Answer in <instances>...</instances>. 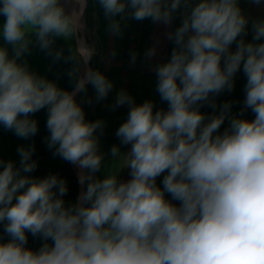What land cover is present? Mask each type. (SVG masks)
<instances>
[{
    "label": "clouds",
    "instance_id": "1",
    "mask_svg": "<svg viewBox=\"0 0 264 264\" xmlns=\"http://www.w3.org/2000/svg\"><path fill=\"white\" fill-rule=\"evenodd\" d=\"M96 3L113 37L124 19L170 27L184 9L182 23L166 33L170 58L154 67L167 110L119 91L111 107L129 111L115 135L130 150L113 145L105 166V122L87 121L76 99L91 85L103 101L114 87L90 66L98 53L82 35L88 0H0V126L28 139L38 132L33 115L46 109L47 147L78 169L81 188L66 205L65 179L28 175L37 168L34 146L18 147L19 166L0 158V225L9 238L0 242V264H264V19L251 20L247 41L250 18L239 0ZM58 38L75 41L67 55L54 47ZM34 45L54 63L71 64V90L31 70L22 58ZM158 53L159 41L144 55ZM241 71L245 96L233 115V102L216 98L234 90ZM248 110L254 119L244 118ZM28 234L43 241L38 250L26 247Z\"/></svg>",
    "mask_w": 264,
    "mask_h": 264
},
{
    "label": "crops",
    "instance_id": "2",
    "mask_svg": "<svg viewBox=\"0 0 264 264\" xmlns=\"http://www.w3.org/2000/svg\"><path fill=\"white\" fill-rule=\"evenodd\" d=\"M89 2L90 10L87 15V23L86 21L85 23L88 32L94 40V45L98 53L94 68L104 73L113 82L114 87L105 100L97 102L95 99V91L89 85L84 101L80 102V104L82 103L84 105L81 104L84 108L87 121L90 119L92 121L100 119L105 122L106 126L103 135L100 137V151H103L105 155L104 165L110 166L113 163V158L109 155V150L113 145L120 146L122 153L130 150V145H120V140L115 135L120 124L127 119L129 111L127 106H121L115 109L111 107L119 91H126L134 98L137 104H141L146 100H152L155 104L154 111L159 109L167 110L166 102L161 101L156 91L157 79L154 67L157 63H164L170 58L174 45L166 39V33L173 31L182 23L184 9L181 8L174 14V19L170 27L154 23L150 19L144 21L124 19L121 21V35L113 37L107 31L108 21L103 15V10L96 3V0H89ZM197 2L198 0H191L192 4ZM239 3L245 14L250 18L249 32L245 39L251 41V20L264 19V4L257 6L251 3L250 0H239ZM157 41H159V53L157 57L149 60L144 54ZM232 50H235V44L232 46ZM113 52L116 53L115 56L112 55ZM133 52L137 54L135 63H132L130 60L131 53ZM245 83L246 77L243 72H238L235 77L234 90L231 93L225 92L217 97V104L231 101L233 102L232 114H239L243 107ZM89 103L91 104V110ZM201 111L210 114L213 110L205 105L201 108ZM244 118L254 119V114L248 110L245 112ZM227 126L228 121L226 120L221 128V132ZM119 178L124 181L130 179L129 170L124 169L120 173ZM162 178L161 176L157 179V185L161 188L163 187L161 184ZM166 198L171 199L167 194ZM173 203L178 202L173 201Z\"/></svg>",
    "mask_w": 264,
    "mask_h": 264
},
{
    "label": "trees",
    "instance_id": "3",
    "mask_svg": "<svg viewBox=\"0 0 264 264\" xmlns=\"http://www.w3.org/2000/svg\"><path fill=\"white\" fill-rule=\"evenodd\" d=\"M90 2L88 0V6L86 10V23H87V13L90 10ZM5 18L0 16V27L4 22ZM75 41L66 42L63 38H58L55 42V48H63L64 54H68V49L71 45H74ZM4 42L2 37H0V46H3ZM9 54L11 55V48L9 46ZM26 60L32 71L45 76L50 80H54L57 85L63 89L71 90L73 87V81L67 75V71L71 67V64H66L63 60L59 62H53L52 58L47 56L44 52L40 51L39 47L34 45L30 54H26L22 58ZM33 119L38 122V132L35 136L28 139L18 138L13 132L6 131L0 126V158L7 160H12L19 166L20 156L17 152L18 147L21 145L28 147L34 146L35 151L33 153L32 159L37 162V168L34 172L28 175L38 178L46 177L50 174H57L59 177L66 180L68 185V193L63 199L66 205L75 203L78 193H79V183L73 172L70 163L66 162L59 156H53L54 149H49L47 147L46 138L49 133L46 128L47 120V110H41L34 114ZM103 153V151H101ZM97 177H101V173H97ZM0 236L3 237V241L7 242L9 239L3 234V227L0 225ZM43 241L38 237H33L28 234V243L26 247L32 250H38Z\"/></svg>",
    "mask_w": 264,
    "mask_h": 264
},
{
    "label": "rangeland",
    "instance_id": "4",
    "mask_svg": "<svg viewBox=\"0 0 264 264\" xmlns=\"http://www.w3.org/2000/svg\"><path fill=\"white\" fill-rule=\"evenodd\" d=\"M89 14V12L87 13V15ZM84 20L86 21V15H85V18H84ZM86 24V23H85ZM82 35L83 36H85L86 37V39H87V41H88V43L89 44H94V40H93V38L91 37V34L88 32V30H87V25H86V28H85V31L82 33ZM96 57H97V55H95L94 57H93V59H92V61H91V67H95V59H96ZM88 90V89H87ZM85 93H82V94H80V95H78L77 97H76V99H77V102L78 103H80V102H83L84 101V97H85ZM82 104V103H81ZM83 105V104H82ZM84 106V105H83ZM89 107H90V110H91V104L89 103ZM84 109V108H83ZM89 121H92V119H90ZM71 166H72V164H71ZM72 169H73V167H72ZM73 172H74V169H73ZM75 174V173H74ZM97 175V174H96ZM76 176V175H75ZM81 191V188H80V185H79V192ZM79 194V193H78Z\"/></svg>",
    "mask_w": 264,
    "mask_h": 264
},
{
    "label": "bare ground",
    "instance_id": "5",
    "mask_svg": "<svg viewBox=\"0 0 264 264\" xmlns=\"http://www.w3.org/2000/svg\"><path fill=\"white\" fill-rule=\"evenodd\" d=\"M72 167L74 169V173H75L76 177L78 178V169L74 165H72Z\"/></svg>",
    "mask_w": 264,
    "mask_h": 264
},
{
    "label": "water",
    "instance_id": "6",
    "mask_svg": "<svg viewBox=\"0 0 264 264\" xmlns=\"http://www.w3.org/2000/svg\"><path fill=\"white\" fill-rule=\"evenodd\" d=\"M77 178V177H76ZM77 180H78V178H77ZM79 195V194H78Z\"/></svg>",
    "mask_w": 264,
    "mask_h": 264
}]
</instances>
